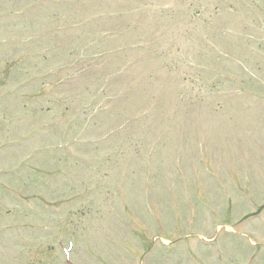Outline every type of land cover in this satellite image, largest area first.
<instances>
[{
    "label": "rangeland",
    "instance_id": "374dc122",
    "mask_svg": "<svg viewBox=\"0 0 264 264\" xmlns=\"http://www.w3.org/2000/svg\"><path fill=\"white\" fill-rule=\"evenodd\" d=\"M172 1H118L98 30L121 62L56 64L68 34L36 29L55 25L42 15L98 0H0V264H264V212L240 222L264 207V0L179 18L173 42L160 23L158 68L133 48L136 23Z\"/></svg>",
    "mask_w": 264,
    "mask_h": 264
}]
</instances>
